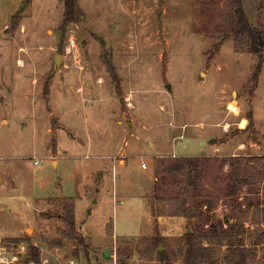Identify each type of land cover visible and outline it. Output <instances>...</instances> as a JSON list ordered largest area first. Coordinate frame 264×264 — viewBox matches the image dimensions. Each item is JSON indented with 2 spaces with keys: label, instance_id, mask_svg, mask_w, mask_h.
Segmentation results:
<instances>
[{
  "label": "rangeland",
  "instance_id": "rangeland-1",
  "mask_svg": "<svg viewBox=\"0 0 264 264\" xmlns=\"http://www.w3.org/2000/svg\"><path fill=\"white\" fill-rule=\"evenodd\" d=\"M195 4L78 0L65 22L62 0H0V264H118L120 250L126 264H164L147 250L155 224L160 249L183 264L194 222L169 215L152 226L148 206L185 184L186 171L167 169L182 158H203L213 221H234L237 201L264 206L258 185L231 194L230 165L264 156V48L244 39L238 49L232 36L217 47L223 33L196 29L209 15ZM243 4L264 29V0ZM218 6L211 15L223 21ZM68 198L75 229L63 218ZM247 227L251 246L258 226ZM253 248L263 263L264 246Z\"/></svg>",
  "mask_w": 264,
  "mask_h": 264
},
{
  "label": "trees",
  "instance_id": "trees-1",
  "mask_svg": "<svg viewBox=\"0 0 264 264\" xmlns=\"http://www.w3.org/2000/svg\"><path fill=\"white\" fill-rule=\"evenodd\" d=\"M65 5V22L73 21L78 17V0H62ZM223 5L225 19L217 21L211 15L214 6ZM219 7V6H218ZM195 11L203 16L196 29L200 32L214 31L223 33L220 42L232 36L238 49L247 40L251 52L260 54L264 48V29L255 27L250 22L243 4V0H196ZM201 157L182 158L170 163L168 171H186L188 173L185 184L179 183L178 192L172 196H155L150 199L151 213L158 222L161 216H183L190 222H194L195 229L185 233L182 241L183 264H257V250L253 247L264 246V206L263 203H244L237 201L233 205V219L224 222L212 220L213 201L209 195L202 193ZM231 194L238 195L242 187L246 185L260 186L264 191V156L235 155L231 161ZM64 207L66 213L63 218L72 229L76 227L75 203L73 198L66 199ZM263 206V207H262ZM208 226L205 228V225ZM250 226H258L257 235L252 239L251 246L246 243V237L253 234ZM227 225V227H225ZM155 235L146 237L150 244L147 250L151 255L156 253L158 260L164 264H173L166 249H160L164 245L166 237L160 232L159 225L155 224ZM31 260L41 263V254L30 246ZM130 250L117 252L118 264H126ZM264 259V255H263ZM259 264H264L259 263Z\"/></svg>",
  "mask_w": 264,
  "mask_h": 264
},
{
  "label": "crops",
  "instance_id": "crops-1",
  "mask_svg": "<svg viewBox=\"0 0 264 264\" xmlns=\"http://www.w3.org/2000/svg\"><path fill=\"white\" fill-rule=\"evenodd\" d=\"M215 146H217V144H214ZM220 148V146L219 147H215V150L214 151H216V150H218ZM196 155H203V154H196ZM125 167H129V165H125ZM114 195H116V194H114ZM114 197H116V196H114ZM148 206H149V209H150V221H151V223H152V226H153V215H152V213H151V207H150V205L148 204ZM164 217L165 216H161L160 218H159V220H161V222H163V219H164ZM174 217H176V216H174ZM171 218V217H170ZM113 228H114V223H113ZM153 229V228H152ZM58 250V249H57ZM105 251V250H104ZM103 251V252H104ZM46 262H47V259L45 260ZM44 261V262H45ZM112 262V260H105L104 262H103V264H110Z\"/></svg>",
  "mask_w": 264,
  "mask_h": 264
},
{
  "label": "built area",
  "instance_id": "built-area-1",
  "mask_svg": "<svg viewBox=\"0 0 264 264\" xmlns=\"http://www.w3.org/2000/svg\"><path fill=\"white\" fill-rule=\"evenodd\" d=\"M179 138H184L185 136L182 134V135H179L178 136ZM142 165L144 166V167H146L147 166V162L146 161H143L142 162ZM114 200H115V202H117V198L116 197H114ZM121 202H123V200H120ZM0 248H1V246H0ZM1 260L2 261H4V262H9L10 260L8 259V257L6 258V257H3V256H1Z\"/></svg>",
  "mask_w": 264,
  "mask_h": 264
},
{
  "label": "water",
  "instance_id": "water-1",
  "mask_svg": "<svg viewBox=\"0 0 264 264\" xmlns=\"http://www.w3.org/2000/svg\"><path fill=\"white\" fill-rule=\"evenodd\" d=\"M59 61V58L58 57H56V63ZM168 87H170V84H168ZM96 201V200H95ZM103 256L105 257V258H110L111 257V252L109 251V250H105L104 252H103Z\"/></svg>",
  "mask_w": 264,
  "mask_h": 264
}]
</instances>
